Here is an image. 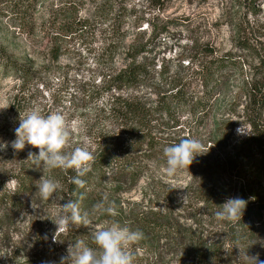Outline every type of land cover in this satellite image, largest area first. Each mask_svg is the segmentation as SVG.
Returning a JSON list of instances; mask_svg holds the SVG:
<instances>
[{
  "label": "rangeland",
  "instance_id": "1",
  "mask_svg": "<svg viewBox=\"0 0 264 264\" xmlns=\"http://www.w3.org/2000/svg\"><path fill=\"white\" fill-rule=\"evenodd\" d=\"M61 1L66 0H45L38 5L28 0H0V52L25 68L12 71L0 66V102L9 105L0 109V142H9L7 150H0V181L19 200L16 206L0 204V264H60L69 245L80 240L97 248L91 226L82 224L69 223L58 233L59 241L53 242L57 227L53 220L63 215L64 203L74 200L54 169L45 170L43 165L38 169L28 160V154H38V148L26 144L17 152L10 142L16 138L14 129L19 126L20 112L26 115L36 108L45 116L63 114L69 128H74L66 153L77 147H87L94 153L97 138L106 130L110 132L112 124L107 95L98 97L105 92L103 80L109 79L111 68L118 70L129 62L125 56L131 45L143 46L137 59L154 71L150 80L122 91V96L152 103L157 98L164 100L162 94L171 93L167 77L188 82V94L166 99L170 111L159 113L152 123L157 149L148 151L149 145L144 143L139 157L143 168L140 181L131 186L113 179L101 188L106 199L114 200L112 205L119 201L135 214L146 211L157 223L159 231H150L128 246L133 264L264 261V237L248 239L239 232L238 219L230 221L215 215L227 199L244 200L243 170L230 161L233 149L222 140L230 132L241 134L237 132L240 127L250 129L245 122L253 104L247 83L264 77V0H76L81 3L80 14L93 18L97 13V18L87 31L65 38L56 35L58 24H51L52 13ZM116 40H120V47L111 54ZM204 46L219 54L236 53L241 59L228 73L211 115L201 120L189 93L202 90L195 75L204 58ZM95 89L97 102L83 99V92ZM159 92L161 95H157ZM259 112L264 127V107ZM182 138L198 140L205 152L195 156L189 169L167 176L163 172V149ZM23 169L36 170L39 179L44 175L60 187L48 200L41 199L37 187L33 193L19 194L15 176ZM253 172L250 180L255 182L259 174ZM95 194L96 203L80 209L93 226L118 224L142 232L141 226L127 220L129 216L124 222H116L94 209L97 190ZM158 219L187 232V237L173 235L172 229L161 232ZM200 240L204 257L196 254Z\"/></svg>",
  "mask_w": 264,
  "mask_h": 264
},
{
  "label": "trees",
  "instance_id": "2",
  "mask_svg": "<svg viewBox=\"0 0 264 264\" xmlns=\"http://www.w3.org/2000/svg\"><path fill=\"white\" fill-rule=\"evenodd\" d=\"M28 1L30 4L38 5L45 0ZM154 1L156 3L162 2V0ZM80 11V2L76 0L61 1V5L54 9L51 18L53 20L51 24H58L57 31H55L57 36L65 38L79 32L83 33L91 28L93 22L96 21L97 13H93L92 18L83 16ZM95 12H97V7ZM120 43V40L112 43L111 54H116ZM139 47V45H131L125 56L129 62H126L118 70L117 68H111V73L107 75L109 79L103 80L105 92L99 94L98 97L101 98L107 95V110L112 124L110 132L106 130L101 138H97L98 148L92 153L94 159L90 166L91 170L81 177L85 181L84 187H78L71 182L70 178L76 176L74 169L67 171L54 169L53 172L59 175V179H63L67 194L79 205V209H83V206L86 207L90 203H96L95 192L97 190V204H103L104 208L112 207L115 212L114 215H110L104 209H100L102 215L116 222H124L126 217L129 216L127 220L141 226L140 230L145 236L150 231H159L156 228L157 223L148 217L146 211L135 214V210L123 207L119 201L112 205L110 202L115 203L114 200L106 199L101 188L112 182L113 179L131 186L140 181L143 168L139 157L142 154L140 151H143L144 143L147 142L149 145L148 151L152 152L157 149L158 141L152 135V123L157 120L159 113L170 111V104L166 99L183 97L188 94V91H186L188 82L176 76L167 77V84L172 86L169 90L171 93L162 94L161 98H164V100L157 98L156 101H150L152 103H148L149 100L143 98L136 100L122 96V91L129 90L150 80L151 73L154 71L148 63L138 61L137 56L143 49V46ZM204 48L201 50L204 58L200 60L195 75V79L199 81L198 85H201L202 90H197L193 94L189 93L192 100L196 101L197 113L201 120L207 119L211 115L219 97L217 94L225 84L228 73L236 68L241 59L240 55L233 52L219 54L212 47L204 46ZM196 57H199V55ZM0 66L5 70L25 71L23 65L9 58H4L1 52ZM247 84L251 103L253 104V107L247 112L245 122L250 126V129L243 134L230 132L225 139L223 138L222 142L225 143V146L232 147L233 152L230 154V161L240 166L244 173V180H246L242 185L241 197H244V201H247L243 213L237 221L239 232H242L248 239L256 240L259 236L264 237V127L261 118L257 116L264 107V77L252 80ZM159 94L161 95V92L157 93V95ZM83 99L89 102H97V90L83 92ZM177 143L179 142L177 141ZM174 144L176 143L171 145ZM73 149L69 148V152ZM253 170L259 174L256 175L258 177L255 182L250 180L254 174ZM38 174V171L32 169H23L16 174L19 194H28L35 191L36 184L39 182ZM254 183L260 185L261 189H258ZM1 203L16 206L19 204V200L15 195H11L4 183L0 181ZM167 223L169 222L159 221L162 228L160 229L161 232L171 231L170 229H172L173 235L180 238L187 237V232L182 229L175 230ZM237 237V239L240 238V236ZM203 252L204 244L200 240V247L196 254L199 257H204L206 255ZM213 253H215V250H213Z\"/></svg>",
  "mask_w": 264,
  "mask_h": 264
},
{
  "label": "clouds",
  "instance_id": "3",
  "mask_svg": "<svg viewBox=\"0 0 264 264\" xmlns=\"http://www.w3.org/2000/svg\"><path fill=\"white\" fill-rule=\"evenodd\" d=\"M8 107L9 105L0 102V109ZM14 131L16 138L10 142L14 151L24 150L26 144L38 148V154L31 152L28 154V160L38 169L41 168V165L45 170L62 169L67 171L74 169L76 176L70 178L71 182L78 187H84L85 181L81 177L91 170L90 166L94 157L87 147H77L69 153L64 151L74 128H69L63 114L53 112L45 116L36 108L30 110L26 115L20 112L19 126ZM246 131L245 127L237 129V132L241 134ZM8 147L9 142H0V150H7ZM163 152L166 157V167L163 172L167 176H173L178 170L189 169L195 156L205 151L198 140L182 138L179 143L166 146ZM38 181L37 191L43 200L50 199L60 187L58 182L44 178V175ZM173 188L184 187L174 186ZM245 206L246 201L243 199L229 198L215 215L220 219L233 221L241 217ZM93 207L96 210L104 209L110 215L115 214L112 207L104 208L101 203ZM62 212L63 215H59L55 220L52 219L57 226L52 238L53 242L59 241L58 233L65 231L69 223L77 226L82 224L91 226L93 241L97 248L86 246L82 240L75 241L74 244L69 245L67 256L61 257L60 264H133V257L127 248L143 238L142 232L132 231L128 227H121L118 224L108 227L93 226L86 215H81L79 205L71 200L63 204ZM256 264H264V261L256 260Z\"/></svg>",
  "mask_w": 264,
  "mask_h": 264
}]
</instances>
